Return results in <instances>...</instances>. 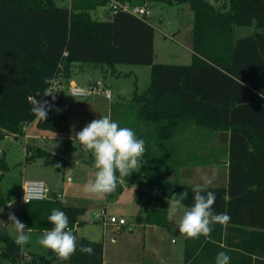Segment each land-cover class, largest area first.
<instances>
[{"label":"trees","instance_id":"obj_1","mask_svg":"<svg viewBox=\"0 0 264 264\" xmlns=\"http://www.w3.org/2000/svg\"><path fill=\"white\" fill-rule=\"evenodd\" d=\"M165 1L188 4L192 12L188 64L155 62V28L149 16L119 9L107 20L94 19L92 12L110 0H72L70 7L55 0H0V142L7 135H23L33 121L43 131H67L70 101L52 86L56 80L67 82L75 64H101L113 71L120 63L150 65L148 88L135 92L124 113L126 117L135 111L134 121L125 118L120 123L145 142L141 167L120 178L107 200L118 198L126 185L147 186L154 192L144 200L138 192L135 223L167 226L170 195L185 191L184 205L193 204L195 184L183 181L177 170L206 162V157L177 154L186 142L177 137L230 132L229 178L223 169L209 185L216 194L213 211L227 212L230 220L213 224L208 237L186 239L185 264H215L221 251L231 257L230 264H264V0H227L222 5ZM39 101L50 106L45 120L32 112ZM9 171L0 151V183ZM11 200L10 194L0 193V211ZM53 209L66 213L78 246L68 261L47 250L50 261L102 264L104 243L75 232L83 222L84 207L57 198L22 203L20 221L32 231L51 229L47 218ZM80 245L92 247L94 254L81 253ZM28 255L7 229L0 228V264H33Z\"/></svg>","mask_w":264,"mask_h":264},{"label":"rangeland","instance_id":"obj_2","mask_svg":"<svg viewBox=\"0 0 264 264\" xmlns=\"http://www.w3.org/2000/svg\"><path fill=\"white\" fill-rule=\"evenodd\" d=\"M208 1L215 5H222L225 2L224 0ZM59 2L61 5L63 4L61 2L69 5L68 0H60ZM146 5L149 9L148 19L155 28V62L190 63L192 60L190 42L193 16L188 8L189 5L168 3L165 0H147ZM108 13L109 5H102L92 12V17L98 20H107ZM116 67L119 72H122L120 76L109 74L107 78L103 77L106 79V84L112 89V99H109L105 94L102 96L100 92L101 98L99 97L96 102L92 100L93 95L73 96L67 90L69 84L63 82L65 93L70 101L67 131L55 132L49 136L45 135L44 138L38 137L32 140L14 135H7L1 140L0 151L5 153L10 171L5 180L0 183V187L2 186L1 189L6 187L11 194L12 200L7 208L9 214H14L20 220L22 200L15 192L21 178L45 177L48 182L58 187L57 189L64 196L61 199L65 204L86 209L82 217L83 222L75 228L76 234L102 241L106 257L112 256L118 260L130 255V242L137 243V245L141 243L142 245L140 235L136 234V239L130 236V225L135 218L136 195L140 189L139 185H126L118 198L113 200H107L106 196L103 199H97L95 196L86 194L84 185L93 179L96 171L91 161L93 156L70 139L73 135V125L75 132H79L86 124L101 118V116L109 115L119 124L125 118L127 123L134 121L135 111L126 117L124 113L132 102L135 92L142 93L148 88L151 81V66L120 63ZM99 89L101 88L99 87ZM33 126L36 129L38 127L37 122ZM37 130L41 133L39 127ZM68 144H75L76 146L68 148ZM28 145L30 146L29 153L26 151ZM37 146H42L50 152L42 154L40 150L35 148ZM57 165L60 167H56ZM25 170L26 174H24ZM103 209H106L110 214L125 216L128 224L119 230L110 224L105 226L96 216ZM7 231L16 237L15 229L9 220ZM43 233L44 231H31L30 242L23 246L24 251L33 254V264H57L55 260L50 261L47 255L48 249L38 243ZM161 233L162 231L154 227L145 228V240L143 239L145 242V259L150 264H158L161 256L159 251L165 250V248L169 250L171 246L175 245L173 242L177 237L174 238L171 234L161 236ZM174 252L178 253V249H175ZM28 257L31 260V256L28 255Z\"/></svg>","mask_w":264,"mask_h":264},{"label":"clouds","instance_id":"obj_3","mask_svg":"<svg viewBox=\"0 0 264 264\" xmlns=\"http://www.w3.org/2000/svg\"><path fill=\"white\" fill-rule=\"evenodd\" d=\"M45 83H51V81L45 80ZM49 107L39 101L33 106L32 112L38 119L45 120ZM70 139L93 156V166L96 171L93 179L84 185V191L97 199H103L113 193L120 183V178L139 171L140 160L146 151L144 140L138 138L132 128L120 126L119 122L114 121L109 115L92 120L79 132H75L73 125V135ZM211 184L212 180L208 178L204 183H198L192 187L193 204L191 206L186 207L183 203L188 197L185 191L179 195L172 194L167 198L170 219L177 211L183 209L175 225L180 235L186 239L208 237L213 224H223L230 220L227 212L213 211L216 194L209 190ZM47 220L53 227L44 231L38 243L53 252L61 261L70 260L76 253L78 244L77 236L69 228L68 216L60 209H53ZM9 221L12 222L16 232L15 243L19 246L28 244L32 229L12 213L9 214ZM2 223L3 227L7 226V223L3 221ZM79 251L89 256L94 254V249L90 246L80 245ZM230 260L231 257L221 251L215 258V264H230Z\"/></svg>","mask_w":264,"mask_h":264},{"label":"crops","instance_id":"obj_4","mask_svg":"<svg viewBox=\"0 0 264 264\" xmlns=\"http://www.w3.org/2000/svg\"><path fill=\"white\" fill-rule=\"evenodd\" d=\"M56 3L60 6H67L65 2L62 5L59 4L60 0H55ZM227 1V0H224ZM68 7L71 6L72 0H68ZM108 15H110L108 13ZM247 32V30H242V34ZM192 61V60H191ZM99 73V75H97ZM109 74H112L114 76H120L122 72H119L117 70V67H115V70L113 71L110 67L101 65V64H80L77 63L73 66V72L70 79L67 81L68 84H77L82 87L88 88L91 93L90 95H93V102H96L100 96V93L103 96L102 89H110L112 92V89L108 84H106V79ZM105 77V78H103ZM105 79V80H104ZM99 87L101 89H99ZM100 92V93H99ZM74 96V95H73ZM89 96V95H88ZM78 97V96H76ZM113 97V95H112ZM111 97V99H112ZM110 99V98H109ZM37 121L31 122L29 125H27L24 128V134L23 135H14V136H22L25 139H37L44 138L45 135H51L55 132H49V131H40L37 130V128H34V124ZM38 126V125H37ZM184 139L186 142L184 144L183 150L178 152L177 154H182L185 157L188 155L190 156H196V157H206L205 161L196 165H182L177 170L179 173V177L190 184H198V183H204V181L208 178H210L213 181H216L219 178V174L221 170H225L227 179L229 178V154H230V139H231V133L230 132H187L182 134L181 136H178L176 140L178 139ZM29 146V145H28ZM36 149H42L46 152V149L42 148V146L35 147ZM34 148V149H35ZM30 149V146H29ZM27 153H29V150L26 149ZM52 152V151H51ZM4 153V152H2ZM5 154V153H4ZM6 156V155H5ZM7 159V157H6ZM44 163V162H42ZM26 169V168H25ZM27 170V169H26ZM26 170L25 173L26 174ZM6 178V177H5ZM37 179L44 180L49 187L52 189V193L55 195L56 193H61L59 189H57V186L52 185V183L48 182L45 177H39ZM5 180V179H4ZM32 180L25 179L24 177L21 178L18 189L15 192V194L19 195L21 197L23 186L25 181ZM3 182V181H2ZM2 187V186H1ZM0 187V193L4 194H10L8 192V189L5 187V189H1ZM56 187V188H55ZM138 189V192L141 191L143 194V200L154 190L151 188L145 186ZM137 192V194H138ZM11 195V194H10ZM64 198V196L62 197ZM62 200V199H61ZM11 203V202H10ZM9 203V205H10ZM8 205V206H9ZM7 206V208H8ZM136 212L134 214V217L137 215L139 209H140V199H138V196L136 195ZM8 211V209H6ZM183 209L177 211L171 219L169 218V223L167 226L164 227H157L153 225H145L141 226L134 222L130 225V236L134 237L133 239H136V234L141 236L142 239V245H137V243L133 244L130 242V255L127 257L124 256L122 259H115L112 256H109V258L106 257L105 249H104V261L102 264H150L145 259V228L148 227H154L160 231H162L161 236L166 234H171L175 239L174 246H171L169 250L165 248V250L159 251L160 253V259L158 264H185V245H186V238L183 235H180L178 227H176L175 223L179 220L180 216L182 215ZM9 213V211H8ZM123 216V215H120ZM125 217V216H124ZM126 218V217H125ZM9 220V217H8ZM7 220V225H8ZM128 224V222H127ZM126 224V225H127ZM111 225V224H110ZM113 227V225H111ZM125 226V225H124ZM123 226V227H124ZM115 227V226H114ZM7 229V226H6ZM144 231V234H143ZM178 235V236H177ZM85 237V236H84ZM88 238V237H86ZM172 238V237H171ZM91 239V238H89ZM144 239V240H143ZM94 240V239H92ZM132 240V239H131ZM98 241V240H97ZM144 242V243H143ZM115 243V242H114ZM178 249V253L174 252V250ZM184 249V252H183ZM31 256L32 262L34 261L33 254L31 252L28 253ZM130 260V261H129Z\"/></svg>","mask_w":264,"mask_h":264},{"label":"built area","instance_id":"obj_5","mask_svg":"<svg viewBox=\"0 0 264 264\" xmlns=\"http://www.w3.org/2000/svg\"><path fill=\"white\" fill-rule=\"evenodd\" d=\"M122 9L127 12H131L138 16H149V9L146 3L143 4H133L129 1L121 2L117 0H110L109 3V14L113 15L117 10ZM63 81L56 80L53 83L52 89L56 92L63 93L65 89L63 87ZM67 90L74 96L83 97L90 95L91 91L86 88L79 86L77 84H69ZM102 92L111 99L112 92L110 89H102ZM25 197V200H24ZM63 197L62 193H52V189L49 185L41 179L27 180L24 183L23 191L21 194L22 203H30L34 201H44L51 199H61ZM98 220H100L105 226L111 224L115 226L116 229H121L127 224V219L124 216L110 214L106 209H103L97 215Z\"/></svg>","mask_w":264,"mask_h":264},{"label":"water","instance_id":"obj_6","mask_svg":"<svg viewBox=\"0 0 264 264\" xmlns=\"http://www.w3.org/2000/svg\"><path fill=\"white\" fill-rule=\"evenodd\" d=\"M8 217H9L8 211H6V210L0 211V228L3 230H6V227H3L2 221L4 223H7Z\"/></svg>","mask_w":264,"mask_h":264}]
</instances>
